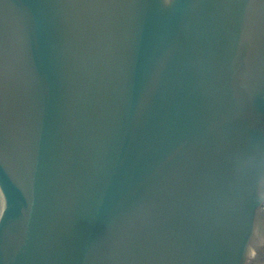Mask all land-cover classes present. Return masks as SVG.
<instances>
[{
	"label": "water",
	"instance_id": "obj_1",
	"mask_svg": "<svg viewBox=\"0 0 264 264\" xmlns=\"http://www.w3.org/2000/svg\"><path fill=\"white\" fill-rule=\"evenodd\" d=\"M0 264H264V0H0Z\"/></svg>",
	"mask_w": 264,
	"mask_h": 264
}]
</instances>
